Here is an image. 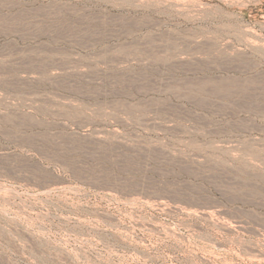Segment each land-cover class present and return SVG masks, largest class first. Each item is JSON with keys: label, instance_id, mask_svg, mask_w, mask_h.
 <instances>
[{"label": "rangeland", "instance_id": "374dc122", "mask_svg": "<svg viewBox=\"0 0 264 264\" xmlns=\"http://www.w3.org/2000/svg\"><path fill=\"white\" fill-rule=\"evenodd\" d=\"M0 264H264V0H0Z\"/></svg>", "mask_w": 264, "mask_h": 264}]
</instances>
